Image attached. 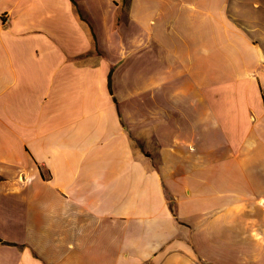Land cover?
<instances>
[{
	"label": "crops",
	"instance_id": "obj_1",
	"mask_svg": "<svg viewBox=\"0 0 264 264\" xmlns=\"http://www.w3.org/2000/svg\"><path fill=\"white\" fill-rule=\"evenodd\" d=\"M262 228L264 0H0V264H242Z\"/></svg>",
	"mask_w": 264,
	"mask_h": 264
},
{
	"label": "rangeland",
	"instance_id": "obj_2",
	"mask_svg": "<svg viewBox=\"0 0 264 264\" xmlns=\"http://www.w3.org/2000/svg\"><path fill=\"white\" fill-rule=\"evenodd\" d=\"M262 232V237H261V241L259 244L257 243H251V244H244V245H239V247L237 246H233L231 245V255H244V260L242 262V264H264V228L261 229ZM258 258H259V262H258ZM197 264H211L210 263H205L204 261H197Z\"/></svg>",
	"mask_w": 264,
	"mask_h": 264
}]
</instances>
